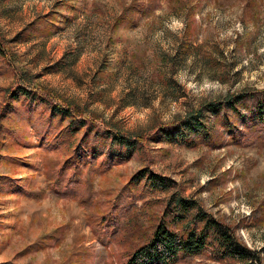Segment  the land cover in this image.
Masks as SVG:
<instances>
[{"label": "rangeland", "instance_id": "1", "mask_svg": "<svg viewBox=\"0 0 264 264\" xmlns=\"http://www.w3.org/2000/svg\"><path fill=\"white\" fill-rule=\"evenodd\" d=\"M134 1L145 13L131 27H115ZM0 31L7 55L0 56V127L13 131L27 127L10 112L1 118L5 91L17 84L64 98L116 132L138 134L228 93L264 87V0H0ZM18 34L21 41L12 42ZM34 130L20 137L28 146L0 143V173L46 193L40 200L0 195V263L123 264L149 239L172 194L235 226L248 247L264 246V222L246 227L264 200V148L146 140L127 162L84 172L78 179L87 187L73 199L50 191L44 173L48 161L63 162L67 148L39 143ZM144 167L172 187L130 190V177ZM54 232L56 244L20 253ZM174 264L223 263L198 255Z\"/></svg>", "mask_w": 264, "mask_h": 264}, {"label": "trees", "instance_id": "2", "mask_svg": "<svg viewBox=\"0 0 264 264\" xmlns=\"http://www.w3.org/2000/svg\"><path fill=\"white\" fill-rule=\"evenodd\" d=\"M145 11L142 2H131L123 8L113 25L131 27L136 23L135 14ZM20 36H15L12 42H20ZM4 41L0 31L2 57L7 56L2 48ZM5 93L7 100L2 107L1 118L5 119L9 114L5 112H10V117L13 116L22 125L25 122L27 127L15 131L0 127V143L9 139L10 142L19 141L22 146H28L31 140L23 142L20 137H29L31 129L35 128L34 134L39 136V143L46 138L56 145L65 146L68 156L63 162L54 167L53 162L48 161L44 170L46 187L62 198H79V188H86L87 182L78 177L84 172L91 174L97 166L103 171L111 163L127 162L143 149L146 140L179 143L188 147L205 145L212 149L221 148L225 143L239 146L255 144L264 148V87L244 88L199 104L184 117H175L170 123L155 126L150 134L116 132L97 123L91 116H83L72 102L64 98L63 103L58 102L56 98L23 84L9 87ZM99 157L102 160L97 164L91 163ZM128 184L132 191L144 186L159 190L172 187L168 178L150 171L148 167L132 175ZM17 192L34 200H40L46 194L23 188L12 175L0 173V195ZM256 207L248 219V228L264 222V200ZM60 240L58 232L47 234L20 253L33 252L39 250L42 243L56 244ZM86 255L83 253V256ZM198 255L223 264H261L264 246L259 249L248 247L237 234L235 226L216 219L196 200L172 194L149 239L131 251L123 264H174L180 258ZM76 262L86 264L83 260L73 264ZM0 264L15 263L7 261Z\"/></svg>", "mask_w": 264, "mask_h": 264}]
</instances>
